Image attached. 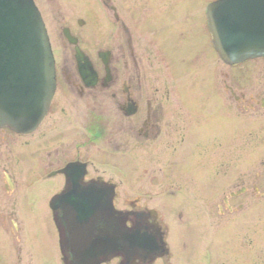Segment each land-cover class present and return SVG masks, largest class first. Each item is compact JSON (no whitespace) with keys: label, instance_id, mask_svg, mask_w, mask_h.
I'll use <instances>...</instances> for the list:
<instances>
[{"label":"flooded vegetation","instance_id":"1","mask_svg":"<svg viewBox=\"0 0 264 264\" xmlns=\"http://www.w3.org/2000/svg\"><path fill=\"white\" fill-rule=\"evenodd\" d=\"M162 1L149 0L169 7L150 11L144 46L135 32L141 30L137 6L126 0H99L83 16L52 12L56 90L49 111L31 132L0 128V230L10 234L0 249H14L16 264L27 248L38 264H165L168 231L153 201L184 205L191 199L185 191L195 190L201 201H218L215 218H228L215 233L231 234L234 216L245 209L235 202L246 195L264 199V159L252 176L248 164L235 166L232 151L235 111L264 119V86H244L252 74L247 64L264 58L238 65L220 58L207 17L208 5L217 0L183 9L198 24L195 32L180 29V1ZM100 7L114 37L106 35ZM124 9L137 12L126 19ZM141 174L159 191L131 188L128 183ZM107 197L120 226L150 238L152 251L105 255L104 249H77L67 226L79 219L75 207L91 199L103 204ZM248 223L249 215L243 216V227ZM48 233L55 239L43 246L41 236ZM2 255L0 264H8Z\"/></svg>","mask_w":264,"mask_h":264},{"label":"water","instance_id":"2","mask_svg":"<svg viewBox=\"0 0 264 264\" xmlns=\"http://www.w3.org/2000/svg\"><path fill=\"white\" fill-rule=\"evenodd\" d=\"M256 1L218 0L208 7L215 46L228 64L264 57V2ZM81 72L85 75V69ZM55 89V61L34 1L0 0V127L19 133L35 130L50 108ZM93 201L75 207L79 219L67 222L77 249H104L105 255L153 250L148 249L146 235L120 226L112 197L99 205Z\"/></svg>","mask_w":264,"mask_h":264},{"label":"rangeland","instance_id":"3","mask_svg":"<svg viewBox=\"0 0 264 264\" xmlns=\"http://www.w3.org/2000/svg\"><path fill=\"white\" fill-rule=\"evenodd\" d=\"M99 0H36V5L40 8L43 14V19L47 23V30L51 33L55 32L52 21L55 18L53 11H59L65 13V16L74 17L80 16L87 8H93L98 6ZM117 2V0H114ZM126 0V4L131 7L137 6L139 13V21L137 27L141 30H136L141 40L139 45L144 46L148 43V36L144 27L151 22L150 11L162 12L163 7H169L167 3H161L153 5L149 3V0ZM157 1V0H154ZM161 1V0H160ZM175 0H171V5H174ZM180 1L177 4L178 8L182 9V19L180 20V29H184L187 32L196 31L198 24L195 25L192 18L189 17L188 12L185 13L183 9L188 10L189 6H196L204 8L213 0H176ZM192 1H196V4ZM119 2V1H118ZM117 2V3H118ZM162 2H167L163 0ZM181 7H180V6ZM100 6V5H99ZM154 6V7H152ZM122 11V14L126 19L132 12L137 10ZM99 13L103 19H105V32L110 37L115 36V29L113 24L108 23V14L100 7ZM196 11V10H194ZM84 15V14H83ZM82 15V16H83ZM123 18V17H122ZM136 26V25H135ZM133 29V28H132ZM96 31L102 37L104 30L102 27L97 26ZM111 34V35H110ZM53 42L56 40L54 34L52 35ZM204 47V46H203ZM249 71L252 72L249 78L244 82L245 87L250 86H264V60L251 61L247 64ZM240 82H236L235 86H242ZM235 136L233 146V160L235 166L240 167L249 165L248 169L253 176L255 173L261 171L260 161L264 159V119L259 116L245 117L239 116V113L235 111ZM241 118L245 123L238 120ZM241 123V125L239 124ZM244 125V126H242ZM92 128L96 127V124H92ZM238 129V130H237ZM156 166V165H155ZM237 174V172H236ZM148 176L139 175L137 181L128 183L131 188L137 189L142 187V191L148 193V189L153 191H159L156 187H151L147 184ZM264 193V185L260 186ZM190 189V187H189ZM223 191V190H222ZM197 192V191H196ZM195 190H186L184 195L191 199L186 201L184 205H159L158 200L153 201L151 207L155 208L160 215V219L163 225L166 226L167 244L170 251V259L165 264H264V199H254L250 195H246L236 204H244V211L240 215L234 216L235 227L231 234L227 231L216 232L222 226H225L227 217L224 219L215 218L214 209H216V203L211 201H201ZM222 196L221 191L218 194ZM262 209V212L260 211ZM204 217L200 218L201 214ZM261 213V214H260ZM249 215L248 227H243V216ZM46 223H42V229L46 228ZM50 223H48V226ZM218 227V228H217ZM248 228V229H247ZM219 231V230H218ZM10 234H4L0 230V241L7 243ZM50 237L52 239H50ZM42 245L44 246L47 241H52L55 236L52 237L50 233L45 236H41ZM44 238V239H43ZM25 239L23 240V244ZM213 245V249H210ZM8 248V247H6ZM40 251L37 249V252ZM2 254H6L8 258V264H16L15 250L0 249ZM28 248L24 249L22 254V264H38L39 259L37 256L28 255ZM34 253V252H33ZM4 256H0V259ZM157 264H163L158 262Z\"/></svg>","mask_w":264,"mask_h":264}]
</instances>
